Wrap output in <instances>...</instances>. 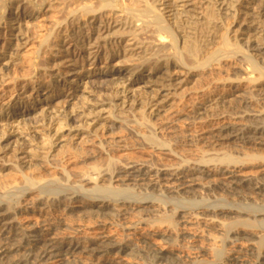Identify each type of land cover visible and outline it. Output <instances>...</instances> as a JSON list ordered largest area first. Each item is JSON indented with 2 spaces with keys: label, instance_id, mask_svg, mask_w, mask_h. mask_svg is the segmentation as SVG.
<instances>
[{
  "label": "rangeland",
  "instance_id": "obj_1",
  "mask_svg": "<svg viewBox=\"0 0 264 264\" xmlns=\"http://www.w3.org/2000/svg\"><path fill=\"white\" fill-rule=\"evenodd\" d=\"M194 2L195 8L202 6L199 5L198 0H194ZM258 4L262 5L264 8V0H260V3L257 0H241L237 5V9L245 11L246 6L251 9H256ZM64 9H66L65 0L47 1L44 5L43 12L40 13H38L37 10L32 11L31 8H29L23 19L11 25L13 27V34L17 35L19 32H21V34L26 33L29 39L26 43L18 45L15 51L10 49L12 44L9 43L8 40H11V34L7 30V26L3 25L0 28V64L7 62L4 71L0 72V113L2 109L6 110L7 106L12 104L19 105L29 101L31 99L30 95L32 94V92L29 91V87L39 88L37 86V82H39L37 81L38 77L41 78V87L46 86L51 88L52 76L53 79H55V75L58 72H66V69L61 64L63 63L61 58L62 54H59V48L62 45V41L65 40V35H67L68 30V26L64 23L66 18ZM17 13L16 9H13L9 18H13V16H15L14 14ZM249 13L250 16L247 18V22L242 25V30L238 29L240 23H242L241 18L238 19V21L232 18H226L220 21L219 36L225 34L229 35L232 40L231 43L234 42V45L239 44L240 47H243L244 51H248L247 55L256 56L258 61L263 64L264 55L257 53L256 50H254V46L259 44L257 45L259 49H264V10H250ZM106 18L109 19L110 17L106 16ZM256 27L259 28V31L253 32L252 36L247 35L246 30L252 31ZM51 34H53L51 39L52 48H50L52 51L44 45V41ZM141 38H144V36ZM12 42H14V40ZM2 50L7 52L12 51L16 56L10 59L9 62L4 61V57L1 55V53H3ZM238 60H241V58ZM164 62L162 61V64L166 66ZM131 63L132 62L127 63V61H124L118 64L117 67L121 68L123 71H126V69L132 71L133 68L135 69V66H133L135 62ZM241 63L243 64V62ZM90 66L91 63L87 64L86 70H92L93 67ZM138 71L143 72V69ZM145 72L146 73L143 75L144 78L150 74V71L146 70ZM171 75L178 79V69L171 70ZM216 77L221 81L219 84V86H222L220 87V92L222 90H233L234 87L242 91L246 87L249 93L243 98L245 100L247 98V102L251 100L259 107L260 105L264 107V92H260V89L264 90V79L259 82L247 81L245 76L236 74L233 71ZM205 78L201 77V75L195 77L193 78L194 82L192 84L191 80L193 79H190L187 83V87H195L196 83L199 86L201 83L203 84V81L204 83L207 81L208 78ZM196 80L197 82H195ZM160 82L159 80L154 84H146V81H144L139 84L131 85V78L129 79L128 77L124 78L121 76L119 78L113 77L109 83L106 84V86H110L111 84H123L119 85V91L122 92L128 88L126 93L128 99L134 96L135 98L137 97L136 100L138 102L140 101L139 103L148 104L151 102L145 109H140L136 103L134 111L131 113H127L126 108L129 103L128 101L126 102L124 110L120 107L115 109L114 116H116V118L114 120L117 123V127L119 126V129L117 128V131L115 130L116 132L114 131V133H108L107 130L103 128V124L106 120L112 118L113 115L109 113L110 109H112L109 103H102L100 99L96 100L93 96V93H98L97 88H99V86H95V88L94 86H88L86 88L83 83L77 87V91H64V95L67 98L62 99L59 109L61 108L60 112L64 115L75 112L81 114H85L86 112V114H88L89 111L92 110L94 114L88 119L87 125L90 123V126L87 127V129L86 126L79 128V126H82V123L65 128L59 133L61 137L60 147H58V143V145L56 144V146H54L52 151H44L37 146V143H41L48 135L54 134L53 130L55 128L50 127L45 130L43 125L39 123L40 120L38 123H35L36 121L34 122L35 119H33L32 123L29 125L32 128L31 132L24 133L22 136H19L21 131L17 132V134H13V132L8 133L13 139L9 143L0 142V149H2L0 151V172L5 176L0 179V195L10 194V192L13 194L16 192V194H18L20 190L29 188L26 184L27 177H32L31 179L36 182V186L26 192L27 194L24 198H21L17 204L11 205L12 207L10 206L14 213L10 215L9 222H11L15 230L18 229V231H21L22 225L45 222L51 228L52 233L59 238L73 236L75 239L84 241H87L85 240L86 237L97 236L105 232L109 235L112 234L111 236L116 238L115 240L125 249L124 252L113 250L111 251L112 254L106 255L105 253L100 254L98 251L94 253L89 251V254L88 251L76 252L79 258L85 259L87 263L89 262L90 264H97V258L104 255L107 257L119 258L124 261V264H172L171 262L163 263L159 261L157 252L154 250L155 247L144 243L145 241L141 238V233H144L146 230L155 229L158 225L162 227H171L172 224H175V227H172L177 235L174 238L175 242L162 241L161 238H156L155 242L158 243L159 241V244L161 243L162 246L172 248L176 250L177 253L181 254V256H186L178 260V262L175 261L176 263L174 262L173 264H261L264 255V236H261L259 233L261 229V227H259L260 225L254 220L255 218L253 219L247 212L264 210V195H258L256 191L246 188L243 186L246 184L242 183L246 181V183L252 184V186H254L255 183H264V146H259L258 144H261V140H254L255 142L252 140V143L246 142V145L245 143L243 144L244 141L242 140H240L241 142L237 140V143L236 140H233L230 141L232 144H230V142H225L217 145L215 139L211 138L210 135L207 136L208 141L196 140L193 139L192 136L201 133L210 134L212 130H219L227 123H237V120L239 124H243L242 126L247 128L253 126V120L255 121L254 125H259L262 122H257L255 119L248 117L250 108L249 104L247 106L244 99L242 102L239 101L241 105L238 104V101H235L237 104L235 103L236 105L233 104L232 107L230 106L227 109L215 106L214 109L210 111L212 115L209 113L211 117L208 114H206V116H195L191 107L182 105V101L180 99L178 100V88L163 92L162 83ZM214 88H217V86H214L212 89ZM40 89L42 90L43 88ZM252 90L254 93H252ZM79 91L83 93L82 97ZM73 94H75V97H70ZM168 96L169 98L166 99ZM198 96L203 97V93ZM41 98L44 99L43 97ZM169 101L170 103H168ZM184 101L185 100H183V102ZM118 104H121V102ZM246 106L248 108H246ZM158 108L163 115H160L161 117L159 118L157 117ZM190 110L192 112H190ZM8 113L9 111H7V114ZM187 113L191 114L192 118L186 121L183 117L187 115ZM200 113L203 114V112ZM218 114L220 115L218 116ZM144 116L147 120L149 119L150 122L155 123V128L160 127L162 129V133H159L161 131H157L156 133L159 134L158 136H160V139L169 147L163 149L154 148L142 138V134L137 128L140 131L143 129L145 130L146 126H142L140 123L141 120H139ZM200 117L203 118L200 119ZM247 121L251 123H247ZM147 126H149V124H147ZM78 128L84 130V132L86 131L83 136H79L76 133V131H80ZM3 129L5 130L6 127H0V131ZM110 134L112 135L110 136ZM113 134L115 136L117 135L116 139L115 136L113 137ZM117 140H120V142L118 143ZM61 147L66 151L65 152L63 148L61 149L66 153V155L63 153L64 155H62V157L57 156L56 152ZM24 148L29 150L35 149V154L31 153V158L25 161H15L13 158L17 155V152ZM47 152H50L48 156L46 155ZM109 161L115 162L116 169L119 171H125L127 168L134 167L135 164L140 168L143 166L147 167L148 169L145 168L146 170L152 168L166 171L169 174L178 173L179 175L181 170H183L182 174L185 177L187 175V181L189 182L182 187H177L179 183L171 186L173 184L168 185L165 181H160V184L159 181H157V184L155 183L156 181L153 182L150 180L128 182L125 179H121V181L115 179L113 182L108 177L92 180L88 184L84 181L82 182L85 178L84 174L88 176L93 173L94 176L105 171L110 164ZM29 165H36L34 169L36 167H38V169L36 168L37 170L35 171L33 169H28ZM232 165L237 168H230ZM40 166H44L45 170H40ZM63 166L67 169V174L62 171ZM227 168L234 172L236 171V174L231 175L225 173L224 175ZM69 170H71V172ZM197 170H202L205 174L196 173ZM55 171L57 174L54 173ZM74 174L76 176H74ZM56 175L58 178H56ZM61 175L62 180H60ZM80 178L81 180H79ZM47 179L48 181L56 180V184L53 183L54 185L52 184L48 190L43 187V183L47 182ZM77 184H84V187L87 189L85 190H90L89 192H92L95 187L103 189L111 188V190L117 191L129 189L132 192L134 191V199L136 200L137 198L136 202L141 204L140 206L139 203L131 205V202H135V200L128 199L126 201L129 204L112 205L104 210V212H100L97 209L76 208L78 203L75 202L77 200H74V197H76L74 190ZM52 187L54 189H51ZM163 191L165 193L167 192V195L172 198L178 197L180 199H178L180 204L187 202L193 204L194 201L196 202H194L195 204L193 206H190L191 208L189 207L190 210L188 209V211L184 209L175 210L174 205L165 207L156 200L161 198ZM148 193H150V197L154 199L148 201L139 200L143 198V196L144 198L147 197ZM19 196L20 195H17V197ZM197 203L199 206L201 203L204 209L219 206L231 208L235 211H227V213L219 212L217 214L203 209L201 211ZM248 208L252 209L249 210ZM246 209H248V211H246ZM200 211L206 216L200 215ZM182 215L186 218L193 217V222L197 220L194 222L196 224L191 223L186 226L181 219ZM215 218L216 220L224 222L227 227L219 231L205 226V221L207 219ZM262 219L263 217L257 218V220ZM251 231L257 236H250ZM211 239H215L217 243H213ZM1 246L2 243L0 242V247ZM24 251V249L10 251L7 260L2 263L0 262V264H12L11 262L13 261L21 260L24 257L23 254H26V251ZM71 257V255L65 257L62 264H73V257ZM22 264L29 263L24 262Z\"/></svg>",
  "mask_w": 264,
  "mask_h": 264
},
{
  "label": "bare ground",
  "instance_id": "obj_2",
  "mask_svg": "<svg viewBox=\"0 0 264 264\" xmlns=\"http://www.w3.org/2000/svg\"><path fill=\"white\" fill-rule=\"evenodd\" d=\"M47 1L49 0H0V28L3 25L7 26V30L11 34V40L8 41L12 44L10 48L12 49V51H15L18 45L26 43V41H28L29 39L26 33L21 34V32H19L17 35L13 34V27L11 25L23 19L29 8H31L32 11L37 10L38 13L43 12L44 5L45 3H47ZM257 1H259L260 3V0ZM240 2L241 0H198L199 5L202 6L195 8L194 0H65L66 9L64 10L66 13V18L64 23L68 26V30L67 35H65V40L62 41V45L59 48V54H62L61 58L63 60V63L61 64L66 69V72H58L55 75V79H53L52 76L51 88L46 86L41 87V78L38 77L37 81L39 82H37V86L39 88L29 87V91L32 92V94L30 95L31 99L29 101L19 105L12 104L10 106H7L6 110H1L0 127H6V129L0 131V142L3 141L5 143H9L13 139V137L9 136L8 134L10 132H13V134H17V132L21 131V134H19V136H22L24 133L31 132L32 128L29 125L30 123H32L33 119H35V123H38V121L40 120L39 123L43 125V128L45 130L50 127H55L53 130L54 134L48 135L47 138H45L41 143H37V146H39V148L44 151H52L54 146H56V144L58 145V143V147H60L61 137L59 133L65 128L72 127L73 125L76 126V124L82 123V126H79V128L86 126L87 129V127L90 126V123L89 125H87L88 119L91 117V115L94 114L92 110L89 111L88 114H86V112L85 114L75 112L72 114L64 115L62 112H60L61 108L59 109V105H61L62 99L67 98L64 95V91H77V87H79L82 83L86 88L88 86H94V88L95 86H99V88H97L98 93H93V96L96 100L100 99L102 103H109L110 108L112 107L109 113L110 115H113L112 118L106 120V122L103 124V128L104 130L106 129L108 133H114V131L119 127H117V123L114 120L116 118V116H114L115 109L120 107L122 110H124L126 102L128 101L129 103L127 104L128 106L126 109L127 113H131L134 111L136 103L140 109H145L147 105L151 102H149L148 104L142 102L139 103L140 101L138 102L136 100L137 97L135 98L134 96L128 99V97L126 96L128 88L126 90H123L122 92L119 91V85L123 84H111L110 86H106V84L109 83V81L113 77L119 78L122 76L124 78H131V85L139 84L144 81H146V84H154L160 80V83H162L163 92H166L168 90L170 91V89L178 88V100L180 99L182 101V105L191 107L192 111H194L195 113V116H206V114L209 115V113L212 115L210 111H212L215 106L227 109L230 106L232 107L233 104H237V102L235 101H238V104H240L239 101L242 102L244 99L243 97L249 93L248 88L245 87V89L241 91V89H238L237 87L235 88L233 86V90L229 89L228 91H225L221 89L222 91L220 92V87L222 86H219V84L221 83V81L216 77L218 75L226 74L228 72L230 73L231 71H233L236 74L245 76L247 81L259 82L260 80L264 79V63H260L256 56L254 57L253 55H247L248 51H244L243 47H240L239 44L234 45V42L231 43L232 40L229 35L225 34L219 36L220 21L225 20L226 18H232L238 21V19L241 18L242 23H240L238 29L242 30V25L247 22V18H249L250 16V10H264L263 6L258 4L256 9H251L246 6L245 11H240L237 9V5ZM13 9H16L18 13L14 14L15 16H13V18H9ZM106 16H109L110 18L107 19L108 17L106 18ZM246 31L247 35L252 36L253 32L259 31V28L256 27L252 31ZM52 36L53 34L49 35L48 38L44 41V45L49 50L50 48H52ZM143 36L144 38H141ZM13 40L14 42H12ZM257 45L254 46V50H256L257 53H260V55H264V49H259ZM12 51H3V53H1V55L4 57V61L9 62L10 59L16 56V54L12 53ZM239 57L241 58V60H238L240 59ZM124 61H127V63L135 62V64H133V66H135V69L133 68L132 71L128 69H126V71H123L121 68H118L117 65L121 64V62ZM162 61H165L164 63H166V66H163ZM241 62H243V64ZM6 63L0 64V72L4 71V68L7 65ZM89 63H91L90 67H93L92 70H86V65ZM142 69L143 72L138 71ZM175 69H178V79L172 77L173 75H171V70ZM146 70L150 71V74L149 76L144 78L143 75L144 73H146ZM199 74L201 75V77H206L209 80L207 79L205 83L203 81V84L201 83V85L199 86L196 83L195 87H187L188 81L195 77H199ZM191 81L192 84L194 82V79ZM195 82H197V80ZM214 86H217V88L212 89ZM40 88L43 89L41 90ZM260 92L262 93L264 92V90L260 89ZM201 93H203V97L198 96ZM252 93H254L253 90ZM80 95L82 97L83 93L80 92ZM41 97H43L44 99H42ZM70 97H75V94L71 95ZM167 98H169V96L166 97V99ZM183 100L185 101L183 102ZM246 100L244 99V101L247 103V106L249 104L250 108L248 117L253 118L257 122L262 123H260L259 125H254L255 121L253 120V126L247 128L245 126H242L243 124H239L237 120V123H227L219 130H212L213 132L211 131L210 134L201 133L196 136L193 135L192 138L201 141H208L207 136L210 135L211 138L215 139L217 145L233 140H236V143L237 140H242L244 141L243 144L245 143L246 145V142L252 143V140L253 142H255L256 140H261V144H258L259 146H264V107L263 105L261 107V102L259 104V107L257 104H254L251 100H249L248 102ZM119 102H121V104H118ZM168 103H170V101ZM247 106L246 108H248ZM7 111H9L8 114ZM157 111V117L159 118L162 114L159 108L157 109ZM192 111L190 110V112ZM200 112H203V114H201ZM220 114H218V116ZM211 115L209 116L211 117ZM183 118L187 121L192 117L191 114L187 113V115H185ZM202 118L200 117V119ZM139 120H141L140 123L142 124V126L145 125L146 128L142 131H140L138 128L137 130L142 134V138H144V140L150 146L158 149L169 147L160 139V136H158L159 134L156 133L157 131L162 130L160 127L155 128V123L150 122L149 119L148 121L145 116L142 117V119L140 118ZM250 121H247V123H251ZM147 124H149V126H147ZM85 132L84 130L76 131L79 136H83ZM162 132L163 131L159 133ZM111 135L112 134H110V136ZM114 136L115 135L113 134V137ZM116 138L117 135L115 136V139ZM119 142L120 140L118 141V143ZM230 144L232 143L230 142ZM62 148L63 147L56 151L57 156L62 157V155H64L63 153L66 152L64 148L63 150L65 152L61 150ZM1 150L2 149H0V151ZM31 153L35 154V149L29 150L27 148H24L23 150L17 152V155H15L13 159L19 162L25 161L31 158ZM49 153L50 152H47L46 155L48 156ZM109 162L110 164L107 169L98 173V175L96 174L93 176L92 173V175L86 176V174H84L85 178L82 180V182L84 181L88 184L92 180H98L104 177H108L111 181H115V179L117 181L125 179L128 182L150 180L153 182L156 181L155 183L157 184V181H159V184L160 181H165L168 183V185L173 184L171 186H174L179 183L177 187H182L189 182L187 181V175L185 177L182 174L183 170H181V173L179 175L178 173L169 174L166 171H161L152 168L146 170L145 168L147 167L143 166L142 168H140L134 163V167L127 168L125 169V171L123 170V172L116 169L117 167L114 164L115 162ZM65 164L67 166L66 162ZM35 166L29 165L28 169H33L35 171L38 169V167H36L37 169H34ZM230 168L237 167L232 165L230 166ZM39 169L45 170L44 166H40ZM62 171L65 174L68 173L67 169L64 166ZM69 171L71 172V170ZM54 173L57 174L56 171ZM196 173L204 172H202V170H197ZM225 173L234 175L236 174V171L234 172L227 168L224 172V175ZM74 176L76 175L74 174ZM4 177L5 176H3L0 172V179ZM61 177L62 175L60 176V180H62ZM31 178L27 177L26 179V184L29 188H24L23 190H20L18 194H16V192L15 194L10 192V194L8 193L0 195V242L2 243V246L0 247L1 263L7 260V256L10 251L20 249H24L26 251V254H23L24 257L21 260L11 262L12 264H22L24 262H27L29 264H62L64 262V258L68 255H71L73 257H71L73 259V264H90L89 262L87 263L85 259L79 258L76 255V252L88 251L89 254V251H92L93 253L98 251V253H105L106 255L112 254L111 251L113 250H119L118 252L125 251L122 245H120V243L115 240L116 238L111 236L112 234L109 235L105 232L100 233L97 236L88 238L86 237L85 240H87V242L84 240L75 239L73 236L59 238L52 233L51 228L45 222H37L29 225H22L21 231H18V229L15 230L14 226H12V223L9 222L10 215L14 213L12 212L10 206L17 204L21 200V198L25 197V195L27 194L26 192L30 191L31 188L36 186V182ZM56 178H58L57 175ZM79 180H81V178ZM46 181L47 182L43 183V187L47 190L50 188V186H52L53 183L56 184V180L48 181L47 179ZM242 183L246 184L243 185L246 188L256 191L258 195H264V183H255L254 186H252V184L246 183V181H243ZM84 186V184H77L74 190V194L76 195V197H74V200H77L75 202L78 203L76 208H89L91 210L97 209L100 212H104V210H106L112 205L115 206L121 204H129L126 200H133V195H135L133 193L134 191L132 192L129 189L117 191L113 189L111 190V188L103 189L99 187H95L92 192H89L90 190L86 191L87 189ZM51 189L54 188L52 187ZM150 193H148L147 197L145 198L143 196L144 199H138H142L143 201L154 199L150 197ZM17 195L20 196L17 197ZM178 199V197H170L169 195H167V192L165 193L163 191V193L161 194V198L156 200H158V202H160V204H163L165 207L174 205L175 210L184 209L185 211H188V209L190 210V206H193L195 204L194 202H196L194 201L192 204L186 201L187 203L180 204V202H178ZM136 200L135 202H131V205L138 204L139 202H136ZM140 204L141 203H139V206ZM198 208H200L201 211L203 209L216 214L219 212L227 213V211H235L231 208H224L219 206H213L204 209V206L201 205V203ZM248 209H246V211H248ZM201 211L200 215L202 214ZM247 213L252 216L253 219L255 218L254 220L260 225L259 227H261L259 233L261 236H264V210L248 211ZM182 216L181 219L183 220V223L186 224V226L187 224H191L197 221L195 220L193 222V217L186 218L184 217V215ZM258 217H263V219L257 220ZM172 226L175 227V224H172L171 227H162L161 225H158L155 229H149L144 231V233H141V238L145 241L144 243L155 247L154 250H156L157 252L158 260L162 261L163 263L171 262L173 264L175 261L178 262V260H180L181 258L186 257L183 255L181 256V254L177 253V251L172 248H166V246H162L161 243L159 244V241L158 243L155 242L156 238H161L162 241L165 240L175 242L174 238L177 235L175 234V231ZM205 226L217 229L219 231H222L227 227L224 222L216 220V218L209 220L207 219L205 221ZM251 235L257 236L252 231L250 233V236ZM211 241L214 243L215 239H211ZM215 243H217V241ZM105 255L97 258L96 263L124 264V261L119 258L107 257ZM262 259L263 261L261 262V264H264V255Z\"/></svg>",
  "mask_w": 264,
  "mask_h": 264
}]
</instances>
